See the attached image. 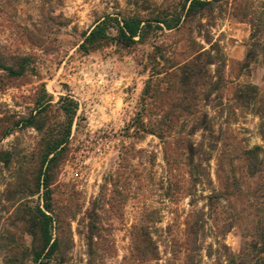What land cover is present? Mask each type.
Returning a JSON list of instances; mask_svg holds the SVG:
<instances>
[{"label": "rangeland", "instance_id": "374dc122", "mask_svg": "<svg viewBox=\"0 0 264 264\" xmlns=\"http://www.w3.org/2000/svg\"><path fill=\"white\" fill-rule=\"evenodd\" d=\"M173 2L0 0V58H30L23 75L0 69V123L34 114L38 99L58 127L59 96L77 105L50 184L58 246L47 264H264V0H213L191 31L78 47L105 13L147 15ZM189 39L218 46L223 64L210 65L217 87L185 113L162 92L164 71L193 56ZM147 83L153 94L142 93ZM38 136L18 125L0 137V264H33ZM254 145L248 172L242 151Z\"/></svg>", "mask_w": 264, "mask_h": 264}, {"label": "trees", "instance_id": "16d2710c", "mask_svg": "<svg viewBox=\"0 0 264 264\" xmlns=\"http://www.w3.org/2000/svg\"><path fill=\"white\" fill-rule=\"evenodd\" d=\"M212 1L176 0L170 4H162L147 15L128 14L122 10L114 14L105 13L83 34L78 47L82 51H88L110 41L123 46H130L142 42L151 31L155 30L161 32L169 30L172 34L184 28L191 31L193 27L203 25L200 21L203 16L211 14ZM204 40L209 42V37L206 35ZM189 41L193 56L181 65L177 64V69L164 71L165 76L169 75L167 76L169 78L167 81L165 80L167 86L162 92L165 97L172 96L174 100L172 105L185 113L195 111L198 104L196 98L200 92L205 95L209 91L208 89L217 87L218 82L212 81L210 65L217 63L216 69L219 70V66L223 64L218 54V46L204 48L199 43H195L193 39H189ZM195 44L198 46L196 49H194ZM159 56L163 59L162 54ZM29 63L30 58L25 55L11 63L0 58V69L4 71L6 77H17L29 69ZM217 77H219V73H217ZM247 89L251 90V87ZM152 92L154 93V88H150L148 83L145 84L142 93L146 95ZM35 102L36 111L34 114L10 121L6 125L0 123V137L9 135L18 125L32 126L39 134L33 149L35 167L30 178L32 187L29 190L31 194L40 190L42 201L41 207L35 205L32 209L29 207L27 211L29 233L33 239L30 243L29 256L33 264H47L58 246L55 238L51 240L53 214L50 184L55 168L63 157L77 105L74 99L68 95H60L57 108L62 111L64 121L55 127L47 124L44 115L49 102H40L38 99ZM258 149L259 146L254 145L242 151L243 157L247 161L248 172H253L256 169L257 161L255 159ZM3 153L8 155L10 152L5 151ZM260 238L264 242V227ZM10 264L20 263L14 257L10 260Z\"/></svg>", "mask_w": 264, "mask_h": 264}]
</instances>
